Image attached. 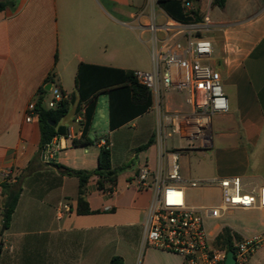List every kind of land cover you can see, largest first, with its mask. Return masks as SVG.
<instances>
[{
	"label": "crops",
	"instance_id": "crops-1",
	"mask_svg": "<svg viewBox=\"0 0 264 264\" xmlns=\"http://www.w3.org/2000/svg\"><path fill=\"white\" fill-rule=\"evenodd\" d=\"M141 8L136 0H15L0 11V182L10 175L11 184L21 188L9 227L0 236V264H109L112 256L121 257L123 264H183L175 254L141 245L151 195L137 189L136 176L144 166L164 171L167 142L175 135L167 137L170 129L159 126L154 104L109 131L108 141L98 138L93 147H74L83 122L77 121L81 113L76 115L75 103L69 108L71 117L57 124L66 135L52 139L55 151L46 150L44 159L38 157L36 114L25 121L27 105L37 102L41 89L46 101L48 84L69 97L76 95L80 64L133 71L131 59L120 57L124 47L118 30L145 25V18L134 19ZM198 13L212 22L206 35L212 43L209 64L221 76L229 110L211 118L207 147L200 139L176 135L178 161L185 157L182 184L238 177L245 193L257 194L264 186V0H226L222 8L208 0ZM163 108L190 110L175 92L165 95ZM128 125L141 142L135 146L134 138H126V150L117 156L114 136ZM105 141L111 169L118 170L116 184L100 191L97 178L91 177L86 187L91 213L77 215L78 181L53 165L93 172ZM196 158L204 159L209 169L199 171ZM222 228L207 231L211 245Z\"/></svg>",
	"mask_w": 264,
	"mask_h": 264
},
{
	"label": "built area",
	"instance_id": "built-area-1",
	"mask_svg": "<svg viewBox=\"0 0 264 264\" xmlns=\"http://www.w3.org/2000/svg\"><path fill=\"white\" fill-rule=\"evenodd\" d=\"M142 2L134 16L139 22L145 18L140 30L149 33L151 71L133 73L135 81L148 89L153 104L160 113L159 126L168 127L167 137L178 135L189 141L200 139L208 146L207 136L211 118L229 110L228 101L222 90L221 76L210 64L212 43L206 36L212 27L207 14L189 22L170 18L160 7L159 0H136ZM185 15L194 17L192 0H179ZM51 99L41 101L45 110L55 109L69 99L56 87H50ZM182 94L188 112H171L163 108L167 93ZM36 104L27 105L26 122H30ZM85 107L81 109L83 119ZM102 142L101 146H104ZM55 149L51 145L46 150ZM164 171H151L142 167L136 176L138 190L149 192L151 197L142 220V248H154L172 253L183 260V264H225L226 250L214 249L204 226V217L219 219L222 214L234 209L249 210L264 208V186L257 194L244 193L238 177L222 178L215 182L220 189V205L194 209L186 205L184 187L178 166V153H165ZM199 182L191 181L196 187ZM201 211H204L202 214ZM2 220L0 218V227ZM260 245L264 235L233 241L234 264H245Z\"/></svg>",
	"mask_w": 264,
	"mask_h": 264
},
{
	"label": "trees",
	"instance_id": "trees-1",
	"mask_svg": "<svg viewBox=\"0 0 264 264\" xmlns=\"http://www.w3.org/2000/svg\"><path fill=\"white\" fill-rule=\"evenodd\" d=\"M15 0H3L0 2V11L12 6ZM196 1V0H195ZM226 0H212V4L222 8ZM159 7L172 19L179 22H189L198 18V8L193 12L194 17L185 15L181 9L179 0H159ZM133 71L80 64L75 77L76 95L70 96L68 100L60 102L55 109L45 110L41 107L44 89L40 90L35 108L36 116L40 123V143L38 157L48 147L53 138L65 136V129L57 127L58 122L67 114L69 108L76 103V115L81 113V106H84L83 122L79 139L72 140L74 147H83L92 144L89 138V131L92 119L96 110L97 97L104 94L107 97L108 130L114 131L127 124L133 119L146 113L153 105L150 91L138 84L133 76ZM51 79V78H48ZM54 123V125H51ZM152 141L139 148L145 150ZM108 142L98 150V167L93 172L83 170H72L61 165H53L63 175L74 177L78 181L76 214L87 215L91 211L86 202L87 183L95 176L98 190L106 191L116 184L118 170L111 169L110 151ZM11 177L8 175L0 182V215L2 225L1 234L9 227L12 215L16 208L21 188L18 184H11ZM241 241L243 238L224 227L215 237L212 247L226 251H233V241ZM109 264H123L119 256H112Z\"/></svg>",
	"mask_w": 264,
	"mask_h": 264
},
{
	"label": "rangeland",
	"instance_id": "rangeland-1",
	"mask_svg": "<svg viewBox=\"0 0 264 264\" xmlns=\"http://www.w3.org/2000/svg\"><path fill=\"white\" fill-rule=\"evenodd\" d=\"M141 3L142 2L138 1V4ZM207 3L208 0H196L194 2V6L198 9H204L207 6ZM142 8L144 7L142 6ZM118 38L121 46L124 47L122 52H120V57H125L126 59L129 57V59H131L128 63L131 70H133V72H150L151 61L148 42L149 33L147 31L141 32L140 29L131 31L120 28L118 30ZM47 95L46 101L51 99V93H47ZM71 115V111L69 110L64 118L68 119ZM151 116L152 114H150L149 117ZM107 118V97L104 94H100L97 97L96 110L89 131V138L92 141V144L87 147H93L95 139L98 138H102L104 140L107 139L108 141L109 130ZM131 137L134 138L135 146L140 144V136L137 135V132H135L131 125L126 126L114 136V138L118 141L117 144H119L118 149H115L118 150L116 154L117 156H122L124 154L126 150V138ZM173 151L178 152L176 135L173 136L172 140L167 142V152ZM184 158L185 157H182L178 161L179 172L181 171L180 168L184 162ZM195 160H197L199 164V171H207L209 169L208 167L206 168L203 166L204 159L196 158ZM195 160L193 159V164L196 163ZM205 163L207 162L205 161ZM195 167L196 166H192L191 168L195 169ZM182 186L184 187L187 206L206 208L217 207L220 205V192L216 182L201 181L196 185V187H191L189 183H183ZM243 192L245 193V191ZM201 213L203 214L204 211H201ZM204 226L208 232H212L218 227H226L242 238L261 237L264 235V211L258 209L231 210L222 214L219 219H208L204 217ZM262 255H264V245H260V247L247 259L245 264H264V258H262Z\"/></svg>",
	"mask_w": 264,
	"mask_h": 264
},
{
	"label": "water",
	"instance_id": "water-1",
	"mask_svg": "<svg viewBox=\"0 0 264 264\" xmlns=\"http://www.w3.org/2000/svg\"><path fill=\"white\" fill-rule=\"evenodd\" d=\"M192 1L195 2V0H192ZM50 87H51V84H48L45 87V90L49 91ZM51 125H54V123H51ZM45 152H46V148L42 151L41 159H44ZM234 262L235 261H234V258H233V252L232 251H228L227 255H226V259H225V264H234Z\"/></svg>",
	"mask_w": 264,
	"mask_h": 264
}]
</instances>
